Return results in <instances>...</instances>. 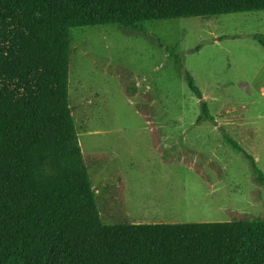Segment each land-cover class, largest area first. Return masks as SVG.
I'll use <instances>...</instances> for the list:
<instances>
[{
  "label": "rangeland",
  "instance_id": "rangeland-1",
  "mask_svg": "<svg viewBox=\"0 0 264 264\" xmlns=\"http://www.w3.org/2000/svg\"><path fill=\"white\" fill-rule=\"evenodd\" d=\"M68 102L103 224L264 220V11L72 28Z\"/></svg>",
  "mask_w": 264,
  "mask_h": 264
},
{
  "label": "trees",
  "instance_id": "trees-1",
  "mask_svg": "<svg viewBox=\"0 0 264 264\" xmlns=\"http://www.w3.org/2000/svg\"><path fill=\"white\" fill-rule=\"evenodd\" d=\"M258 11L264 0H0V264H264L261 219L103 224L68 102L72 28Z\"/></svg>",
  "mask_w": 264,
  "mask_h": 264
}]
</instances>
